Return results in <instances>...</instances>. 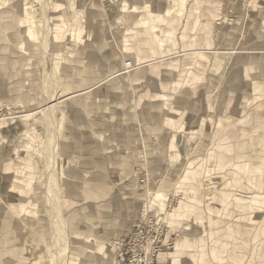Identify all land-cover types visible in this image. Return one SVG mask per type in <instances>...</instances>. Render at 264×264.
Here are the masks:
<instances>
[{
    "label": "rangeland",
    "instance_id": "1",
    "mask_svg": "<svg viewBox=\"0 0 264 264\" xmlns=\"http://www.w3.org/2000/svg\"><path fill=\"white\" fill-rule=\"evenodd\" d=\"M79 1L0 0V8L25 7L21 39L0 42V67L13 71L0 76V264H129L153 249V264H264V0H211L221 10L212 13L209 55H178L152 66L144 83L163 88L164 134L141 141L146 153L136 169L143 181H132L141 186L137 218L124 235L77 253L84 244L71 234L64 187L63 136L71 109L54 100L82 76L74 63L66 68L53 42L76 34ZM168 18L158 22L165 55L193 47L186 44L188 29L178 38ZM140 27L137 18L130 46L119 49L121 70L131 79L150 49L140 42ZM31 31L34 44L25 50L22 37ZM128 60L133 67L126 71Z\"/></svg>",
    "mask_w": 264,
    "mask_h": 264
},
{
    "label": "crops",
    "instance_id": "2",
    "mask_svg": "<svg viewBox=\"0 0 264 264\" xmlns=\"http://www.w3.org/2000/svg\"><path fill=\"white\" fill-rule=\"evenodd\" d=\"M210 1L126 5L124 0H80L74 13L76 34L64 35L63 40L53 42L55 51L63 54V62L67 60L66 64L63 63L66 68L74 63L77 65L75 74L82 76L73 87H66L68 93L65 96L54 100L61 107L65 103L71 109V113L67 112L71 117L65 127L68 132L63 136V155L69 163L64 187L73 213L70 216L73 223L71 234L76 242L84 244L77 253L85 252L87 244L106 245L111 239L124 235L130 221L137 218L142 198L136 188L141 189V186L132 181H143L141 172L136 169L137 157L145 152L141 141L143 138L163 140L164 134L163 88L159 83L149 86L144 81L152 75L150 70L159 61L185 54L209 55L213 43L212 13L221 10L220 4L211 5ZM105 3L110 6L109 11L105 9ZM5 7L0 8V42L8 39L17 43L23 36L20 35L21 27H25L21 25V20L25 19V7ZM59 15L63 17V11ZM164 16L173 23L178 38L184 28L188 29L191 40L186 44L193 47L180 48L179 52L165 55L158 30V22ZM4 17L7 20L3 21ZM27 18L30 23V17ZM137 18L141 24L140 33L144 35L140 42L150 44V49L144 55L146 61L131 79L121 70L119 49L125 53L130 46L133 21ZM144 22L145 28L142 26ZM32 32L22 37L25 50L33 47ZM153 44L156 45L153 47ZM10 58L14 59L13 56ZM9 70L0 67V76L10 73ZM140 125L143 132H140ZM163 149L162 146L164 153ZM149 152L158 155L157 150L150 149ZM124 180L130 182L120 186ZM117 184L120 188L114 191ZM111 186V194L107 195ZM124 188L133 189L123 191Z\"/></svg>",
    "mask_w": 264,
    "mask_h": 264
},
{
    "label": "built area",
    "instance_id": "3",
    "mask_svg": "<svg viewBox=\"0 0 264 264\" xmlns=\"http://www.w3.org/2000/svg\"><path fill=\"white\" fill-rule=\"evenodd\" d=\"M124 67L126 68V71L132 68L133 67L132 62L130 60L126 61L124 63ZM155 251L156 249H153V251L140 253L137 256L134 255L129 260V264H153Z\"/></svg>",
    "mask_w": 264,
    "mask_h": 264
},
{
    "label": "bare ground",
    "instance_id": "4",
    "mask_svg": "<svg viewBox=\"0 0 264 264\" xmlns=\"http://www.w3.org/2000/svg\"><path fill=\"white\" fill-rule=\"evenodd\" d=\"M55 109V105H52L48 108V112H51ZM49 146V145H48ZM52 164V163H51ZM53 172L52 169L50 168V173ZM53 197H55L54 195H52ZM62 211V210H61ZM62 214L59 211V209H57V220H60V230H59V238L61 239V242L63 244V247L65 249V247L67 246V237H66V232H65V221L62 218ZM64 264V263H63Z\"/></svg>",
    "mask_w": 264,
    "mask_h": 264
}]
</instances>
